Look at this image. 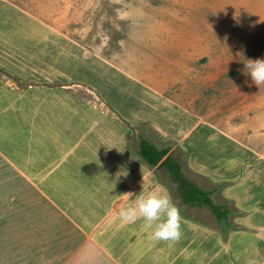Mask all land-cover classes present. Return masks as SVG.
Segmentation results:
<instances>
[{"label":"crops","instance_id":"0c3cea01","mask_svg":"<svg viewBox=\"0 0 264 264\" xmlns=\"http://www.w3.org/2000/svg\"><path fill=\"white\" fill-rule=\"evenodd\" d=\"M35 23L24 26L26 46L0 31V264H159L153 228L118 215L141 192L168 195L166 167L141 156L135 136L151 131L156 140L140 139L167 155L180 141L202 156L222 147L221 127L183 92V72L103 65L120 89L100 94L90 76L98 65ZM177 84L186 96L175 97Z\"/></svg>","mask_w":264,"mask_h":264},{"label":"rangeland","instance_id":"374dc122","mask_svg":"<svg viewBox=\"0 0 264 264\" xmlns=\"http://www.w3.org/2000/svg\"><path fill=\"white\" fill-rule=\"evenodd\" d=\"M5 1L14 7L0 6V31L14 32L15 43L26 46L25 28L36 20L47 25V33L79 48L81 63L98 65L91 81L106 97L116 96L120 84L103 65L133 73L163 68L174 79L184 73L190 87L183 92L205 104L223 143L199 156L176 141L173 155L182 179L199 185L226 215L219 218L208 203L186 204L179 180L162 168L161 181L180 210L181 236L160 240L159 264H264V85L240 71L246 58L264 57V0ZM181 89L173 86L175 97L186 96ZM142 135L156 140L151 131Z\"/></svg>","mask_w":264,"mask_h":264},{"label":"clouds","instance_id":"9594fccd","mask_svg":"<svg viewBox=\"0 0 264 264\" xmlns=\"http://www.w3.org/2000/svg\"><path fill=\"white\" fill-rule=\"evenodd\" d=\"M243 61L244 67L240 71L246 76L250 75L251 82L258 88L264 85V57L246 58ZM118 215L123 221L142 218L146 226L153 228L151 237L155 240L175 241L181 236L180 210L166 193L141 192L136 203L121 208Z\"/></svg>","mask_w":264,"mask_h":264},{"label":"trees","instance_id":"16d2710c","mask_svg":"<svg viewBox=\"0 0 264 264\" xmlns=\"http://www.w3.org/2000/svg\"><path fill=\"white\" fill-rule=\"evenodd\" d=\"M169 150L170 147H159L154 142L146 138H143L139 144V153L141 156H143L151 165H157L162 161L161 164L167 168L170 177L175 181L179 180L180 186L178 190L186 204L196 206L208 203L210 204L213 212L216 213L219 218L224 217L221 213L226 215V212L222 211L220 207L213 204L210 197L199 185L185 182V180L182 179L180 159L175 157L172 153L167 155ZM165 156L166 158H164Z\"/></svg>","mask_w":264,"mask_h":264},{"label":"bare ground","instance_id":"6f19581e","mask_svg":"<svg viewBox=\"0 0 264 264\" xmlns=\"http://www.w3.org/2000/svg\"><path fill=\"white\" fill-rule=\"evenodd\" d=\"M148 113H149V112H148ZM145 114H146V113H145ZM145 114H144V115H145ZM150 114H151V113H150ZM150 114H149V115H150ZM142 117H143V116H142ZM145 117H146V116H145ZM157 117H158V116H157ZM253 254H254V253H253ZM258 254H259V253H258ZM258 256H260V255H258ZM258 256H257V257H258Z\"/></svg>","mask_w":264,"mask_h":264}]
</instances>
